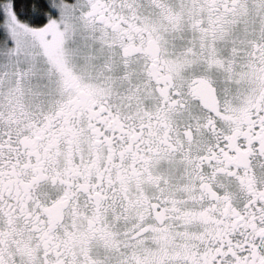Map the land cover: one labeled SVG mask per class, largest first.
<instances>
[{"label": "snow or ice", "instance_id": "1", "mask_svg": "<svg viewBox=\"0 0 264 264\" xmlns=\"http://www.w3.org/2000/svg\"><path fill=\"white\" fill-rule=\"evenodd\" d=\"M0 264H264V0H0Z\"/></svg>", "mask_w": 264, "mask_h": 264}]
</instances>
